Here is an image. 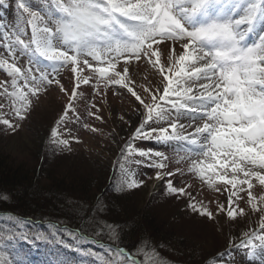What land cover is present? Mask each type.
<instances>
[{"label":"rangeland","instance_id":"374dc122","mask_svg":"<svg viewBox=\"0 0 264 264\" xmlns=\"http://www.w3.org/2000/svg\"><path fill=\"white\" fill-rule=\"evenodd\" d=\"M27 3L33 11H39L41 15H44L46 21L49 16L45 13H49L53 20L63 16L56 7L55 0H27ZM38 26L51 27L52 24L45 25L38 22ZM5 31H8V36L4 35ZM259 34L247 36V42L249 44L256 42ZM17 35L28 44L27 49H22L15 43ZM52 43L54 47L68 51L70 55L73 54L71 48L60 44L55 38ZM9 44L16 51L15 57L11 56L6 47ZM159 44L160 48L153 45L152 59H156V53L159 52V66L165 68L164 75H174L178 69L176 61L181 46L166 40L159 41ZM164 44L170 46L168 49L171 54L170 60L165 56ZM114 57L113 53L111 57L102 56L100 61L86 55L79 59L81 61L88 59L89 64L94 68L105 67L107 60L112 59L116 63L114 71H119L124 63V57H121L118 62L114 60ZM0 60L15 62L22 72L31 68L34 76H39L41 71L46 72L49 79L53 80L52 85L42 89L36 95L29 94L28 107L21 113L25 118L20 120L15 114L16 109L20 107V101L11 96L14 90L11 84L12 77L8 74L6 67L0 65V85L7 87V93L3 87H0V120L8 119L13 125L18 124L13 131L0 123V147L4 148L11 161L18 160L19 163H24L27 160L29 165L44 161L48 166L60 170V175L73 178V181L86 180L90 175L98 176L99 174V177H102L101 182L105 183L109 172L112 171L110 167L114 166L116 175L111 185L120 188L122 197L125 198H122V204L126 206L128 203L130 206H135L134 208L144 207L143 212L149 217L147 219L151 218V223L153 224L154 221L160 228L156 236L159 243H154V237L152 240L150 234L146 235L147 239L142 236V239L135 238L132 244L130 243L133 251L144 262L140 264H162L163 262L261 264L264 249H258L255 258H249L247 250L240 245L245 232L255 231L257 235L264 234L259 227L264 212L253 210L248 203L247 185H243L244 190L239 191L241 186L234 189L232 185L216 179L217 173L224 174V170L220 168L224 157H213L208 153L207 147L202 146V137L195 135V128L198 125L202 126L204 121L192 123L187 117H180L178 120V124H182L183 128L178 126L176 131L197 139L196 144H192L190 139L170 141L165 144L154 140H132L134 126L138 125L141 119L135 115L140 106L127 89L111 84L109 77L114 74V71L110 70L106 76L100 77L92 75L91 69L83 66L82 63L78 66L65 64L42 56L36 49L27 15L18 8L17 0H3L0 6ZM133 63L139 67L135 75L131 69L129 70L128 75L131 77L129 86H134L141 95H143V89L155 90L158 87L157 69H152L151 64H145L143 60H134ZM74 66L77 67L76 73L71 72ZM169 68H172V73L167 71ZM81 75L89 77V84H81L77 88L76 79ZM57 79L63 85V91L56 86ZM18 83L22 86L24 80L21 78ZM201 83H207V81H201ZM73 88L79 94L73 102L75 111L68 110L67 119L62 121L60 118L67 110ZM24 90L28 91L27 88ZM97 116L100 119H96ZM173 117H175L174 111L169 120ZM150 123L152 127H169L167 120ZM53 130L56 136L52 135ZM171 132L172 129L169 127V134ZM61 140H68V146L61 145L59 143ZM140 149L162 152L165 159L161 161L155 156L141 157L138 151ZM161 162L164 163V168L155 166ZM150 164L154 166H148ZM209 164L215 165L214 171L209 170V175L213 177L211 183L207 178H202L199 172L201 167L207 169ZM121 172L124 174L123 177L120 175ZM157 172L165 174V179H156ZM169 172L173 175H166ZM227 174L229 177L232 175L230 163L227 166ZM239 175L243 178L242 173ZM167 179H171L174 186L185 188L190 195H174L169 192L166 188ZM132 181H136L140 186L128 189L126 185ZM250 191L257 198V209L264 208V200L260 199L264 197V185L260 184L258 179L252 178ZM229 193H236L231 208L228 202ZM190 204H196L198 208H206L212 213L213 218L198 215L189 207ZM221 205L224 206L223 210ZM241 208L243 214H238L235 219L228 217L229 210L239 213ZM144 213L143 218L146 216ZM106 226L112 236H117L119 233L117 228L111 225ZM155 232L157 231L154 230L151 234L155 235ZM5 242L10 243L9 239H5ZM87 242L90 245L96 244L91 240ZM59 247H62V244ZM140 247L142 250L139 249ZM37 248L38 246L34 243L28 245L26 250L29 252V258H37V264H50L46 259L37 257V254L40 255ZM125 251L127 253L126 249ZM1 256L0 254V259ZM131 257L132 255L129 258L133 259ZM121 259L124 260L123 257ZM69 262L74 264L73 261ZM133 262L139 264L136 261ZM52 264L60 263L53 261Z\"/></svg>","mask_w":264,"mask_h":264},{"label":"snow or ice","instance_id":"6c2138e0","mask_svg":"<svg viewBox=\"0 0 264 264\" xmlns=\"http://www.w3.org/2000/svg\"><path fill=\"white\" fill-rule=\"evenodd\" d=\"M2 4L3 0H0V6ZM17 5L27 15L36 49L48 60L77 66L82 63L91 69L92 75L104 77L110 70L116 69L112 59L107 60V66L94 68L88 59L81 61L79 57L86 55L100 61L102 56L111 57L114 53L116 62L124 57L120 70L114 71L109 79L112 85L127 89L140 106L135 115L141 119L134 126L132 140H154L165 144L190 139L192 144H196L197 139L176 131L178 126L183 128L178 120L187 117L192 123L204 121L202 126L195 128V135L202 137V146L207 147L213 157H224L220 164L224 174L217 173L216 179L232 185L234 189L241 186L239 191L247 185L248 203L253 210L264 212V208L257 209V198L250 191L252 178L264 185V26L259 28L256 42L249 44L246 40L258 25H264V0H55L63 16L53 20L49 13H45L49 16L47 21L39 11H33L28 6L27 0H17ZM38 22L45 25L51 23L52 26L41 28ZM4 35L8 36V31ZM53 38L71 48L73 54L54 47ZM161 40L181 46L176 61L178 69L174 75H164L165 68L159 66V52L156 53L157 58L152 59L153 45L160 48ZM15 43L22 49L28 47L19 35ZM6 47L15 57L13 46L9 44ZM169 47L168 44L163 45L165 56L170 60ZM134 60H143L145 64H151L152 69H157L158 87L155 90L143 89L141 95L134 86H129V70L135 75L139 67L133 63ZM0 65L5 66L12 77L14 90L11 96L20 101L15 114L23 120L25 117L21 113L28 107L29 94L36 95L52 85L53 80L43 71L39 76L32 75L31 68L22 72L15 62L0 60ZM167 71L172 73L173 70L169 68ZM71 72L76 73L77 67H72ZM21 78L24 80L22 86L18 83ZM55 84L64 90L58 79ZM81 84L88 85L89 77L78 76L76 87ZM0 87L7 93L6 86ZM78 96L73 88L67 110L60 118L62 121L67 119L68 110L75 111L73 102ZM173 111L175 117L169 120ZM165 120L172 129L171 134L169 127H152L150 123ZM0 123L13 131L18 127L8 119L0 120ZM52 135L56 136L55 130ZM59 143L67 147L69 142L61 140ZM138 151L141 157L165 159L164 153L153 152L152 149ZM229 163L230 177L227 174ZM155 166L165 167L162 162ZM214 169L215 165L209 164L207 169L201 167L199 172L211 183L213 177L209 175V170ZM240 173L243 178H240ZM166 175L173 174L169 172ZM156 179L164 180L165 174L157 172ZM126 186L133 189L140 184L132 181ZM166 188L174 195H190L185 188L174 186L171 179L166 180ZM235 195H228L230 208ZM260 199L264 200V197ZM189 207L198 215L213 218L206 208H198L196 204ZM223 207L221 205V210ZM238 214H243L242 208L239 213L235 210L227 212L228 217L233 219ZM259 227L264 232V216H261ZM18 238L27 239V236L22 233ZM240 246L247 250L249 258H255L257 250L264 249V234L245 232ZM0 264L6 262L0 259ZM261 264H264V257Z\"/></svg>","mask_w":264,"mask_h":264},{"label":"trees","instance_id":"16d2710c","mask_svg":"<svg viewBox=\"0 0 264 264\" xmlns=\"http://www.w3.org/2000/svg\"><path fill=\"white\" fill-rule=\"evenodd\" d=\"M110 168L105 183L99 174L73 181L44 161L33 165L27 160L11 161L0 147L1 259L6 264H37L38 259L29 258L26 250L34 243L42 256L37 257L50 264L144 263L130 245L133 239H147L149 234L154 243H159L156 236L160 228L154 221L151 223V218L147 219L144 207L122 204L125 198L120 188L111 185L116 173L114 166ZM120 175L123 177V172ZM106 225L117 228V236H112ZM154 230L155 235L151 234ZM22 233L27 239L18 238ZM89 240L96 244H88ZM131 255L133 259L129 258Z\"/></svg>","mask_w":264,"mask_h":264}]
</instances>
